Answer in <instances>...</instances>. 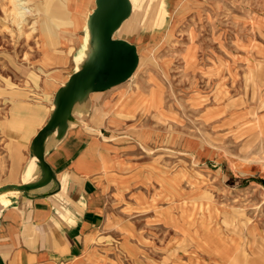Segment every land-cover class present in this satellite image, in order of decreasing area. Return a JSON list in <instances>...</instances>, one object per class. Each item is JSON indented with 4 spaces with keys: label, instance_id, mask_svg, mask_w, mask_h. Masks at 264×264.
<instances>
[{
    "label": "rangeland",
    "instance_id": "1",
    "mask_svg": "<svg viewBox=\"0 0 264 264\" xmlns=\"http://www.w3.org/2000/svg\"><path fill=\"white\" fill-rule=\"evenodd\" d=\"M20 1L0 0V195L34 171L30 139L49 120L79 34L65 0ZM162 2L170 27L142 50ZM132 8L115 39L138 49L139 67L121 86L136 115L111 116L105 132L108 260L264 264V0Z\"/></svg>",
    "mask_w": 264,
    "mask_h": 264
},
{
    "label": "crops",
    "instance_id": "2",
    "mask_svg": "<svg viewBox=\"0 0 264 264\" xmlns=\"http://www.w3.org/2000/svg\"><path fill=\"white\" fill-rule=\"evenodd\" d=\"M65 4L67 24L79 34L71 39V71L57 72L60 79H56V92L88 60L91 42L87 22L95 11L96 0H65ZM160 4L155 22L157 34L154 39H138L142 50L151 47L170 27L169 13L162 7L163 2ZM63 73L67 78L61 82ZM121 86L88 94L75 104L67 126L46 136L44 158L54 174L51 182L0 195V264H113L104 247L109 242L102 241L106 224L102 187L113 168L112 149L105 132L111 116L136 115L124 107L126 99L133 97ZM39 131L30 139L33 157L26 161V167L35 161L34 171L25 176V170L18 186L38 183L44 177L33 153V140Z\"/></svg>",
    "mask_w": 264,
    "mask_h": 264
},
{
    "label": "water",
    "instance_id": "3",
    "mask_svg": "<svg viewBox=\"0 0 264 264\" xmlns=\"http://www.w3.org/2000/svg\"><path fill=\"white\" fill-rule=\"evenodd\" d=\"M131 0H96L89 16L91 51L85 66L72 74L57 91L54 111L33 140V153L44 177L38 183L15 186L19 191L31 190L51 182L54 174L44 158V140L56 129L64 128L71 119L75 104L90 93H103L129 81L139 67L136 45L115 39L118 30L132 16Z\"/></svg>",
    "mask_w": 264,
    "mask_h": 264
},
{
    "label": "bare ground",
    "instance_id": "4",
    "mask_svg": "<svg viewBox=\"0 0 264 264\" xmlns=\"http://www.w3.org/2000/svg\"><path fill=\"white\" fill-rule=\"evenodd\" d=\"M20 2H22V0L20 1ZM18 5V4H17ZM14 6V5H13ZM25 7V6H24ZM14 9V8H13ZM84 11V10H83ZM23 14H25V11H21V12H19V13H17V16H19V17H17V21H18V19H21V21H22V16H23ZM16 18V17H15ZM14 18V19H15ZM24 19V18H23ZM88 19V18H87ZM27 20V19H26ZM25 21V20H24ZM19 23H20V21H19ZM23 24V23H22ZM18 25V24H17ZM18 26H20V25H18ZM17 26V27H18Z\"/></svg>",
    "mask_w": 264,
    "mask_h": 264
}]
</instances>
